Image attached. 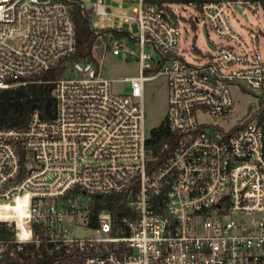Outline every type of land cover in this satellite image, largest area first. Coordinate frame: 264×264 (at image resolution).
I'll list each match as a JSON object with an SVG mask.
<instances>
[{
  "label": "built area",
  "instance_id": "built-area-1",
  "mask_svg": "<svg viewBox=\"0 0 264 264\" xmlns=\"http://www.w3.org/2000/svg\"><path fill=\"white\" fill-rule=\"evenodd\" d=\"M130 1L134 14L123 18L137 22L138 36L111 25L105 0L90 8L81 0H0V88L43 82L64 64L47 81L49 115L35 109L20 129L0 126V230L10 235L0 238V264L42 245L62 250L53 264H264V126L252 115L223 124L236 114L232 87L264 102V31L247 41L231 19L243 6L264 15V0ZM74 5L98 35L94 53L137 57L129 93L114 91L99 60L70 59L78 48ZM188 8L197 15L185 17ZM181 22L203 25L202 61L178 53L189 33ZM104 29L127 34L104 38ZM211 31L230 43L216 45ZM158 76L166 78L170 138L155 154L144 96ZM114 193L127 194L131 212L115 223L105 209L92 227L94 198ZM80 226L92 233L76 234Z\"/></svg>",
  "mask_w": 264,
  "mask_h": 264
},
{
  "label": "rangeland",
  "instance_id": "rangeland-1",
  "mask_svg": "<svg viewBox=\"0 0 264 264\" xmlns=\"http://www.w3.org/2000/svg\"><path fill=\"white\" fill-rule=\"evenodd\" d=\"M81 1H83L88 8L92 7L96 2V0ZM105 3L113 13L109 15L113 27H122L136 36L139 35L140 29L137 22H126L123 18V15L134 14L133 8L136 6L135 3L130 0H105ZM243 8V15L240 13H236L235 15L231 14V19L234 29L243 39L249 41L251 31H264V15L262 13L254 15L245 6H243ZM182 13L185 17H189L191 15H197V10L188 8L187 11H182ZM245 15H247L248 19ZM93 20L95 21L97 18H93ZM181 26L184 30L187 29L189 33L186 39H181L178 53L187 61H202L208 53V45L203 32V25L201 24L199 28H194L191 23L181 22ZM210 37L216 45L230 43V41L218 36L212 31L210 32ZM260 45L261 52L264 56V34H260ZM192 47L195 49L193 50ZM145 49L151 54L157 53L152 43H148ZM136 55H139V50L137 49ZM95 56L96 59L100 61V67L104 75L113 80L114 91L117 93H129L131 91V79L140 75L139 61L128 60L125 54L115 56L111 52H104L100 49L95 52ZM144 73L145 75H153L155 71L148 69ZM232 92L235 99L234 111L236 114L231 121L223 122V124L226 125L244 121L260 107V101L253 93L237 86L232 87ZM167 93L166 78L164 76H158L146 82L144 109L148 131L159 126L165 119L168 107ZM205 119L214 121V118L209 116L205 117ZM78 220L80 224L82 218L79 217ZM67 223L71 225L72 221L67 220ZM91 233V230H86L81 226L76 228V234L84 235Z\"/></svg>",
  "mask_w": 264,
  "mask_h": 264
},
{
  "label": "trees",
  "instance_id": "trees-1",
  "mask_svg": "<svg viewBox=\"0 0 264 264\" xmlns=\"http://www.w3.org/2000/svg\"><path fill=\"white\" fill-rule=\"evenodd\" d=\"M151 3H186L193 0H145ZM202 1V0H194ZM73 18L77 28L78 48L72 54L70 59L91 60L98 63L94 53V47L97 43V33L92 30L90 16L83 12L80 5H74ZM104 38L110 34L118 37L126 36V31L121 33L115 32L113 29H104L101 31ZM64 70V64L53 67L43 75V82H32L26 85H20L12 88H0V126L13 127L20 129L24 127L35 109H39L45 116L52 112L54 107V97L52 94L53 84L47 81L58 77ZM253 118H258L264 126V102H260V107L252 114ZM151 136L148 140V146L154 149V153L160 152L163 143L169 140L170 133L166 120L164 119L159 126L150 130ZM126 193H114L95 197L94 203L91 205L90 225L98 226L97 215L108 209L113 213L115 223H119L121 218L130 213L131 210L126 204ZM9 233L0 230V238L9 237ZM30 248H33L30 245ZM40 252V253H39ZM22 255V252H19ZM60 256H63L62 250L50 253L45 245L41 246L40 251H36L34 255L23 256L22 259L5 257L3 264L9 261L13 264H53ZM13 259V260H11Z\"/></svg>",
  "mask_w": 264,
  "mask_h": 264
},
{
  "label": "water",
  "instance_id": "water-1",
  "mask_svg": "<svg viewBox=\"0 0 264 264\" xmlns=\"http://www.w3.org/2000/svg\"><path fill=\"white\" fill-rule=\"evenodd\" d=\"M206 32V31H205ZM128 60H137V57H133L132 55L128 54L127 55Z\"/></svg>",
  "mask_w": 264,
  "mask_h": 264
}]
</instances>
